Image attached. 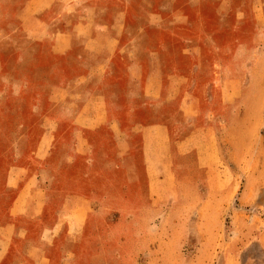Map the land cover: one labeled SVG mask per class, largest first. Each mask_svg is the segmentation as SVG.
I'll use <instances>...</instances> for the list:
<instances>
[{"label":"rangeland","instance_id":"1","mask_svg":"<svg viewBox=\"0 0 264 264\" xmlns=\"http://www.w3.org/2000/svg\"><path fill=\"white\" fill-rule=\"evenodd\" d=\"M74 1V17L67 19L72 24L82 10ZM90 1L105 12L102 25L123 13L121 42L152 45L151 52L159 54L170 106L156 116L175 121L169 122L166 180L156 165L150 194L145 164L131 145L138 196L147 203L138 200L136 208L121 210L95 199L89 211L95 224L87 241L77 243L73 264H264V0H180L176 16L160 14L155 22L149 20L151 11L159 12L167 4L163 0ZM16 8L17 3L0 1V196L8 197L5 173L32 166L29 139L38 133L30 128L45 116L47 105L18 77V54L9 47L19 34L7 40L1 32L17 21ZM183 99L193 106L182 112L184 120L177 111ZM138 120L152 122L142 113ZM76 165V171H85L82 158ZM0 213L6 221V208ZM51 247L53 264H63L57 256L62 247Z\"/></svg>","mask_w":264,"mask_h":264},{"label":"crops","instance_id":"2","mask_svg":"<svg viewBox=\"0 0 264 264\" xmlns=\"http://www.w3.org/2000/svg\"><path fill=\"white\" fill-rule=\"evenodd\" d=\"M0 1L6 6L17 3V21L8 22L1 32L8 34L7 40L19 34L9 47V53L18 54V77L31 83L35 95L47 99L41 111L45 116L30 128L38 133L29 139L34 147L32 166H14L5 173L4 185L11 195L0 196V209L6 208L7 216L2 222L0 213V264H53L51 246H61L57 256L63 264H73L77 243L87 241L95 224L89 215L95 199L121 210L136 208L138 200L147 203L138 196L131 145L145 164L150 194H155L152 169L160 165L162 179L168 176L169 122L175 116H156L170 106L163 90L167 74L161 66L166 64L151 52L152 45L120 41L122 12L110 26L102 25L105 12L95 2L78 0L82 10L72 24L67 19L74 17V0ZM163 1L167 4L159 12L151 11V22L160 14L176 16L180 0ZM4 62L11 63L9 57ZM121 65L123 71L116 72ZM186 107L193 109L181 100L177 111L182 120ZM141 113L152 122L142 124ZM80 158L85 161L83 173L75 169ZM85 183L97 188H84ZM121 183L124 190L118 188Z\"/></svg>","mask_w":264,"mask_h":264}]
</instances>
